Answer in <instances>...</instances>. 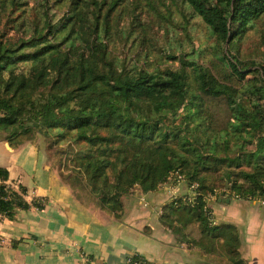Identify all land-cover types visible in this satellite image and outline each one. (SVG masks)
I'll return each instance as SVG.
<instances>
[{
  "label": "trees",
  "instance_id": "trees-1",
  "mask_svg": "<svg viewBox=\"0 0 264 264\" xmlns=\"http://www.w3.org/2000/svg\"><path fill=\"white\" fill-rule=\"evenodd\" d=\"M192 25L209 44L185 48ZM0 138L43 146L76 199L115 218L178 172L195 202L168 210L214 228L207 195H264V0H0ZM26 195L0 167V220L44 208Z\"/></svg>",
  "mask_w": 264,
  "mask_h": 264
},
{
  "label": "crops",
  "instance_id": "crops-1",
  "mask_svg": "<svg viewBox=\"0 0 264 264\" xmlns=\"http://www.w3.org/2000/svg\"><path fill=\"white\" fill-rule=\"evenodd\" d=\"M0 167L26 187V200L46 201L41 210L0 220V264H127L134 254L145 264H264V203L258 200L220 194L210 203L214 228L201 231L188 212L168 210L172 195L186 192L183 186L136 189L115 218L76 199L31 142L12 148L0 138ZM228 238L235 239L238 261L223 248Z\"/></svg>",
  "mask_w": 264,
  "mask_h": 264
},
{
  "label": "built area",
  "instance_id": "built-area-1",
  "mask_svg": "<svg viewBox=\"0 0 264 264\" xmlns=\"http://www.w3.org/2000/svg\"><path fill=\"white\" fill-rule=\"evenodd\" d=\"M185 180L181 174L178 172H172L169 177L168 181L165 185H167L170 189L172 186H183L185 185ZM186 186V185H185ZM196 185L191 184L186 186V192L182 195H172V198L170 199V202H174V204H177V202H182L185 204L192 205L195 202V196H196ZM218 192L215 191L213 194H209L206 197V202L204 206V210L206 212V216L208 219L209 226H212L214 224L213 220V213L210 208V203L214 201L217 198ZM235 199H238L236 195H233ZM252 200H258L261 203H264V195L260 199H252ZM128 264H145V261L140 258L138 255H131L127 259Z\"/></svg>",
  "mask_w": 264,
  "mask_h": 264
},
{
  "label": "rangeland",
  "instance_id": "rangeland-1",
  "mask_svg": "<svg viewBox=\"0 0 264 264\" xmlns=\"http://www.w3.org/2000/svg\"><path fill=\"white\" fill-rule=\"evenodd\" d=\"M192 32V33H190V34H192L191 35V38L189 39V38H187L186 39V44H185V48H189L190 47V45H189V41H191L193 44H203V46L202 47H204V46H206V43L207 44H209V42L206 40V35H205V33H204V30L200 27V26H195V25H192L191 27H190V29H189V32ZM251 39H253V40H255L254 38H250L249 40H251ZM206 41V42H205ZM252 44H253V42L252 41H249V42H247V43H244V44H242V50H249L250 49V51L252 50ZM40 151L45 155V151L43 150V146L42 147H40ZM53 156H51V158H52ZM78 194H79V196L81 197V198H85L84 196H83V193L82 192H78ZM75 197V196H74ZM76 198V197H75ZM232 198H234L233 196H232ZM235 199V198H234ZM211 208V207H210Z\"/></svg>",
  "mask_w": 264,
  "mask_h": 264
}]
</instances>
